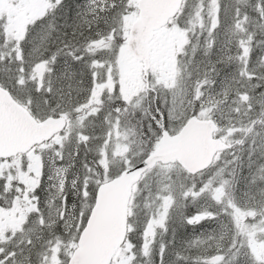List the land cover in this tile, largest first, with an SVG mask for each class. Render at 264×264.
<instances>
[{
    "label": "snow or ice",
    "instance_id": "obj_1",
    "mask_svg": "<svg viewBox=\"0 0 264 264\" xmlns=\"http://www.w3.org/2000/svg\"><path fill=\"white\" fill-rule=\"evenodd\" d=\"M0 264H264V0H0Z\"/></svg>",
    "mask_w": 264,
    "mask_h": 264
}]
</instances>
